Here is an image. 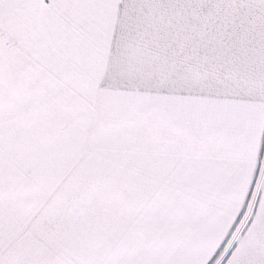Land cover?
I'll list each match as a JSON object with an SVG mask.
<instances>
[{
  "label": "snow or ice",
  "instance_id": "snow-or-ice-1",
  "mask_svg": "<svg viewBox=\"0 0 264 264\" xmlns=\"http://www.w3.org/2000/svg\"><path fill=\"white\" fill-rule=\"evenodd\" d=\"M0 264H264V0H0Z\"/></svg>",
  "mask_w": 264,
  "mask_h": 264
}]
</instances>
